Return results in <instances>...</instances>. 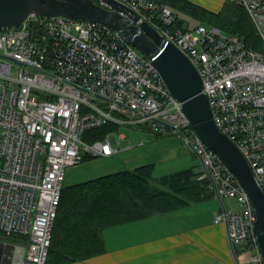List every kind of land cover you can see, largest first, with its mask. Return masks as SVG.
Segmentation results:
<instances>
[{
  "label": "built area",
  "instance_id": "1",
  "mask_svg": "<svg viewBox=\"0 0 264 264\" xmlns=\"http://www.w3.org/2000/svg\"><path fill=\"white\" fill-rule=\"evenodd\" d=\"M119 1L190 58L215 123L264 189V47L248 46L217 25L175 28L179 17L157 0ZM225 1L247 10L264 44V0ZM156 117L200 158L210 191L223 201L215 221L227 223L234 248L249 251L248 264H264L251 197L201 139L151 60L109 24L36 12L0 30V232L28 238L22 264L48 262L67 170L85 154L110 157L118 150L113 131L91 142L85 133L145 121L166 135L170 128ZM124 138L118 134V143Z\"/></svg>",
  "mask_w": 264,
  "mask_h": 264
},
{
  "label": "trees",
  "instance_id": "2",
  "mask_svg": "<svg viewBox=\"0 0 264 264\" xmlns=\"http://www.w3.org/2000/svg\"><path fill=\"white\" fill-rule=\"evenodd\" d=\"M157 1L172 8L179 17L176 24L183 29L199 24L217 25L227 33L240 36L248 46L263 50V41L247 10L240 4L225 1L221 11L215 12L191 0ZM180 13L199 24L185 27ZM118 127L108 124L88 130L84 139L90 142L102 139ZM147 128L156 132V138L165 136L149 125ZM93 158L95 156L85 154L83 161ZM154 169L153 164H146L65 186L47 264H68L104 252L103 232L108 227L141 220L155 213L164 214L214 197L210 191V178L203 172L185 168L155 176ZM20 236L28 242L27 237ZM240 248L242 246H235L238 259L244 251Z\"/></svg>",
  "mask_w": 264,
  "mask_h": 264
},
{
  "label": "water",
  "instance_id": "3",
  "mask_svg": "<svg viewBox=\"0 0 264 264\" xmlns=\"http://www.w3.org/2000/svg\"><path fill=\"white\" fill-rule=\"evenodd\" d=\"M32 12L109 24L151 60L174 97L182 102L184 112L201 139L219 155L251 197L257 217L255 234L264 256V189L241 150L215 123L202 78L190 58L119 0H0V30L18 27ZM154 120L174 130L170 123L157 117ZM217 198L222 204V198ZM225 225L228 230L227 223ZM229 244L235 263L241 264L230 238ZM25 249L24 245L0 241V264H22Z\"/></svg>",
  "mask_w": 264,
  "mask_h": 264
},
{
  "label": "crops",
  "instance_id": "4",
  "mask_svg": "<svg viewBox=\"0 0 264 264\" xmlns=\"http://www.w3.org/2000/svg\"><path fill=\"white\" fill-rule=\"evenodd\" d=\"M191 1L203 6L201 3H211L212 0ZM221 7L207 8L218 11ZM153 136L149 145L142 143L138 147L131 146L125 152L118 147L115 155L100 158L98 168L103 170L102 173L96 174L93 171L96 176L89 179L146 164L155 166L154 173L158 168L163 174L185 168L204 173L200 158L179 134L172 131L162 138H156L155 134ZM82 171L86 170L70 167L65 186L79 183L74 181L82 177ZM191 205L108 227L103 232L106 246L104 252L68 264H236L225 223H217L215 215H212L214 213L210 215V211L198 208L190 214L183 211ZM18 245L27 247V244Z\"/></svg>",
  "mask_w": 264,
  "mask_h": 264
},
{
  "label": "rangeland",
  "instance_id": "5",
  "mask_svg": "<svg viewBox=\"0 0 264 264\" xmlns=\"http://www.w3.org/2000/svg\"><path fill=\"white\" fill-rule=\"evenodd\" d=\"M224 3H225V0H224V2H222L221 0H212L211 3L206 2V3H201V4H203V6L205 5L207 7L215 9V8H220L221 6L223 7ZM222 7H221V9H222ZM210 8H208V9H210ZM221 9L218 11L212 10V9H210V10L215 11V12H219V11H221ZM179 16L182 18L183 24L185 27H192V26H196L197 24H199V21L194 20V19H190L189 16L185 13H180ZM174 27L179 28V29L181 28V26H179L178 24H175ZM138 51L140 53L144 54L140 49H138ZM147 126L148 125L145 121H142L140 124H138V123L120 124L118 127L119 130L118 129L114 130L112 132V134L110 135L112 145L116 148L119 147L121 149V151H124V150L126 151V149L131 147V146H137L138 147V145H141L142 143H144V145L151 144L153 139H154L153 135L155 134V131L150 129V128H147ZM118 134L125 135V138L123 140H121L120 143H118ZM123 156L124 157L126 156L125 153H123ZM100 158H102V157H95L93 159L84 160L80 164L73 166V167H78L81 170L84 169L86 171H89V173H90V174H88L86 171H84L85 172V174H84V172L82 171V177H78L74 182L85 181L89 178L96 176L93 173V171L97 172L96 174H101L103 170L101 171V169L98 168V166L100 164V162H98V161H100ZM121 159H123V157ZM198 169H200V167H198ZM161 174H163V171L160 168H158L157 171L155 172V176H160ZM224 200L229 205L235 204L233 198L225 197ZM221 206H222V204L220 203L219 199L216 197V198L204 200L202 202H199L198 204H193L183 211H188V213L190 214L191 212H196V209L198 208L199 210H202L205 212L210 211V215L212 213H214L212 215L216 216V214L220 212ZM215 212H217V213L215 214ZM190 219H191V217L189 216V221H190ZM0 241H3L5 243H13V244H28L26 239L24 237L18 235V234L6 235L3 232H0ZM248 258H249V251H243L242 254L239 256V259L243 264H246V262L248 261Z\"/></svg>",
  "mask_w": 264,
  "mask_h": 264
},
{
  "label": "bare ground",
  "instance_id": "6",
  "mask_svg": "<svg viewBox=\"0 0 264 264\" xmlns=\"http://www.w3.org/2000/svg\"><path fill=\"white\" fill-rule=\"evenodd\" d=\"M234 34V33H233ZM130 124V123H129ZM119 130V129H118ZM205 172V171H204ZM240 249H242V248H240Z\"/></svg>",
  "mask_w": 264,
  "mask_h": 264
}]
</instances>
